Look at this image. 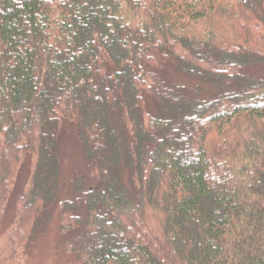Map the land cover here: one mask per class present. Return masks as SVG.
Here are the masks:
<instances>
[{
    "label": "trees",
    "instance_id": "16d2710c",
    "mask_svg": "<svg viewBox=\"0 0 264 264\" xmlns=\"http://www.w3.org/2000/svg\"><path fill=\"white\" fill-rule=\"evenodd\" d=\"M25 165L20 245L56 206L74 264H264V0H0L1 204Z\"/></svg>",
    "mask_w": 264,
    "mask_h": 264
},
{
    "label": "rangeland",
    "instance_id": "374dc122",
    "mask_svg": "<svg viewBox=\"0 0 264 264\" xmlns=\"http://www.w3.org/2000/svg\"><path fill=\"white\" fill-rule=\"evenodd\" d=\"M60 151L59 195L60 198H66L75 175L80 173L89 178L92 170L87 163L81 143L71 127L60 139ZM29 176L30 167L25 165L18 173L9 201L3 204L0 202V264H74L75 257L65 249L56 206L51 220L40 234L34 235L29 240L23 236L20 241L22 245L18 243L20 240L18 231L23 228L17 223V203L20 195L27 188ZM26 241L28 242L25 243Z\"/></svg>",
    "mask_w": 264,
    "mask_h": 264
}]
</instances>
